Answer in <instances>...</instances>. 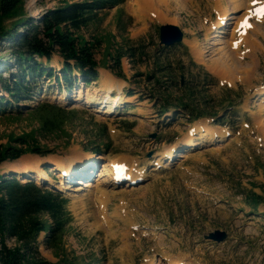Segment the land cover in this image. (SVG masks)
Wrapping results in <instances>:
<instances>
[{
    "label": "rangeland",
    "instance_id": "rangeland-1",
    "mask_svg": "<svg viewBox=\"0 0 264 264\" xmlns=\"http://www.w3.org/2000/svg\"><path fill=\"white\" fill-rule=\"evenodd\" d=\"M62 1L25 0L24 12L36 20ZM133 1L100 11L94 22L74 32L95 45L98 77L87 87L76 86L67 94L57 81L44 84L43 78V94L14 100L0 81V104L6 106V112H0L2 144H15L11 139L39 129L31 112L39 101L55 102L73 112L61 131L35 133L36 144L47 149L45 154L27 152L3 161L0 173L9 170L21 175L19 169L31 176L29 170L37 165L55 185L65 182L53 169L52 161L59 160L71 164L65 173L70 183L65 184L73 189L84 181L96 183L100 166L107 160L124 161V166L146 175L132 186L101 184L79 192L59 188L68 199L72 220L60 250L39 247L53 264H264V97L256 92L264 87V23L257 39L261 50H256V69L247 78L240 76L242 72L234 78L233 68V76L230 70L223 74L213 68L222 52H229L232 25L220 23L219 32L214 25L219 9L231 8L228 0L221 7H212V0H170L169 5L159 7L161 17L148 13L157 9L153 1ZM163 24L182 29V44L168 49L160 46L159 26ZM216 38L221 43H211ZM129 46L141 50L131 60L120 57L123 76H116L111 65L118 51ZM10 49L8 41L0 40V69L8 68L2 75L7 79L17 71ZM239 60L250 62V58ZM167 63L171 70H158ZM61 64L55 52L51 65L57 73ZM182 65L184 69L179 68ZM179 75L196 90L205 87L193 100L205 116L191 120L187 112L176 118L171 111L160 115L162 99L177 103L182 93L178 83L165 92L162 84L169 76ZM108 76L126 85L120 93H108L122 102L103 112L110 104V100L101 101L106 99ZM87 95L93 102L84 103ZM199 124L201 130L196 131ZM202 126L224 137L218 139L215 133L211 141H202ZM166 149L173 151L169 158H164ZM160 158L163 164L154 163ZM251 192L263 197L254 209L247 200ZM82 195L83 201L79 200ZM216 230L226 231L223 242L207 239ZM43 237L41 233L39 239Z\"/></svg>",
    "mask_w": 264,
    "mask_h": 264
},
{
    "label": "trees",
    "instance_id": "trees-1",
    "mask_svg": "<svg viewBox=\"0 0 264 264\" xmlns=\"http://www.w3.org/2000/svg\"><path fill=\"white\" fill-rule=\"evenodd\" d=\"M24 1L0 0V40L11 45L10 54H13L17 67L9 79L2 76L8 68L0 69L4 90L14 100L30 99L43 91V78H46L44 84L55 80L69 89L78 82L87 87L96 80L99 65L94 57L95 45L74 32L94 22L100 11L119 6L125 0H63L54 8L46 9L36 20L25 14ZM6 21H9L8 25ZM139 50L138 46H129L118 51L117 61L111 65L116 76H123L120 57L125 55L131 60ZM55 52L63 60L58 69L60 74L51 65ZM180 67L185 68L184 65ZM160 68L158 70L162 72L168 68L171 70L172 66L167 63ZM180 77L169 76V81L164 82L168 85L162 84L165 92L178 83L182 93L177 103L171 104L168 97H164L159 111L162 113L171 107H180L190 119L205 116L193 101L205 87L201 85L196 90L192 83H182ZM130 94L132 91H128ZM31 109L38 119L39 129L11 139L15 144L0 143V163L17 159L27 152L45 154L47 149L36 144L35 133L61 131L73 114L66 107L49 101H39ZM0 112H6L5 105L0 104ZM20 174L23 178L24 175ZM33 174L30 172L28 175L35 177ZM262 199L261 195L251 192L247 200L255 208ZM67 203L68 199L62 193L46 185H38L34 179L22 180L15 173H0V264H53L42 255L39 247L43 244L55 251L62 248L64 233L72 220ZM41 233L44 237L39 239ZM8 240H14L15 244L9 245Z\"/></svg>",
    "mask_w": 264,
    "mask_h": 264
},
{
    "label": "bare ground",
    "instance_id": "bare-ground-1",
    "mask_svg": "<svg viewBox=\"0 0 264 264\" xmlns=\"http://www.w3.org/2000/svg\"><path fill=\"white\" fill-rule=\"evenodd\" d=\"M145 1L146 2L147 1L148 2L153 1L154 4L156 5L157 9L153 7V9H150L151 11H148V13H150V14L152 13V15H154L155 17L156 16L161 17V11L159 10V7L161 5H165V4L169 5V2H170V0H141V3H144ZM212 1H214V5L212 7H214L216 5H217V7L218 6L221 7L223 5V0H212ZM228 1L230 2V4H231L230 6L232 9L230 8L231 9L230 10L226 6L221 7L219 9V10H221V13H220V15L218 14L219 15L218 18L215 19L216 23H214V25H216L215 27L218 29V30H216V32L222 31L221 28H223V26H221V25H224V24L225 25H227V24L232 25L231 31H229L230 32V38H229V41L227 44L228 45L227 49L229 50V52H228L229 54L227 53V50L222 52V57L220 58L221 60L214 62L216 67H213V68L216 69L215 72L223 73V74L229 72V70L231 68H233L232 71L235 74L234 78H237L238 74H240L241 72L243 74H241L240 76L242 77V75H243V77L247 78L248 76L251 75V73L256 69L255 67L257 66L255 64V61H256L255 57L257 56L256 50L257 49L261 50V48L259 47V44H257V43H259V42H257V39L259 38L258 35L263 34L260 31L261 30L260 25L262 23H264V12L261 13L260 11H258V9H256V7H257L256 4H258L264 0H256L257 3H254V0H228ZM133 3L135 4L136 2L133 1ZM134 4H132V5H134ZM136 5H137L136 8L139 9L140 6H138V4H136ZM241 9H242V12H241ZM139 11L143 12L140 9H139ZM217 11H218V9H217ZM140 12H139V14H140ZM243 21H247L248 24H243ZM220 23H221V25H220ZM215 35H217V33H215ZM252 37H254V38H252ZM213 42L221 43V40L219 38H216L211 43H213ZM242 45L245 47L242 48L243 47ZM247 47H248V49H247ZM242 53H244V55H245L244 57L241 56ZM246 54H247V56H246ZM238 58L239 59L240 58H250V62L244 63L241 60H239ZM236 71H237V73H235ZM230 72H231V70H230ZM230 72H229V74H230ZM233 72H231V74ZM234 74H232L231 76H233ZM221 76H222V78H225L224 77L225 75H221ZM228 78H230L228 80H230V81L232 80L231 77H228ZM125 85H126V83L124 81L115 80L111 76L110 77L108 76L107 86H106V93H107L106 99L101 100V101L105 102L107 100H110V101H108V102H110V104L106 107V110H103V112H108V111L110 112L112 109V106H115L116 104L122 102V98H120V97L117 98L114 95H110L108 93L113 91V90L116 91V93H120L123 90L122 87H124ZM256 92L258 94H262V95H260L261 98L264 97L263 96L264 95V87H260L258 90H256ZM84 98H85L84 103L93 102L92 97L90 95H87ZM200 126L201 125L199 124L198 128H196V131L201 130ZM215 133H216V135H215ZM224 133H225V131H224ZM226 133H229V132L226 131ZM214 135L218 139H222V137H224V134L222 132H217L216 130H209L208 128L205 127L203 132H201V140L202 141H211V139H214V137H213ZM188 141H190V143H191L190 138H188ZM196 143H198V142H196ZM167 151H168V153L164 154V158H167V157L169 158L172 156L173 151H169V149L164 150V152H167ZM182 154L183 153H180L179 156H182ZM184 156H186V155L184 154L183 157ZM161 159L162 158H160L159 160L155 159L156 162H154V163H157V165L163 164V162H161ZM123 163H124V161H113V160H107V161L103 162V164H101V166H100L101 170L98 172V175H97L98 179H96V183L91 182V181H84L80 185L74 187V189H73L71 186H68L65 184L66 181H68V180L64 179L65 178L64 173L67 174V172L69 170V169H66V167H67V165H68V167L71 166V164L68 162L64 163L63 161L54 160V161H52L53 169H56L59 173H61V176H63L62 178L65 180V182H63V180H60L58 182V184H55V185H58V187H60L61 189H73V191L79 192L82 190L87 191V190H89V188H93L94 186L99 187V185H101V184L107 185V186L111 185L113 187L114 183L117 184L119 182L118 180L120 177H124L125 179H127L129 184H131V183L134 184V182L138 181V179L140 180L143 176H146L145 174L141 175V173H139L138 170H132V167L129 165L124 166ZM31 169H32V171L29 170V172L35 173L33 175L35 177H37L38 180H40V181L42 179L45 181L51 180V177L48 176V173H44V171H41V169H42L41 167H38L36 165V166L32 167ZM16 171H18L19 173H22V171L19 169H17ZM62 172H64V173H62ZM138 183L139 182H137L136 184H138ZM129 184H126V186H132ZM77 195L78 194H75V196H77ZM79 200L83 201V195H82V197L79 198ZM173 264H184V263H181L180 261H175V262H173Z\"/></svg>",
    "mask_w": 264,
    "mask_h": 264
},
{
    "label": "water",
    "instance_id": "water-1",
    "mask_svg": "<svg viewBox=\"0 0 264 264\" xmlns=\"http://www.w3.org/2000/svg\"><path fill=\"white\" fill-rule=\"evenodd\" d=\"M158 35H159V39H160V43L161 44H163L165 46H170V45L172 46L173 44L178 43V42H180L182 40L183 31H182V29L180 27H178L175 24H163V25H160L159 34ZM0 38H1V35H0ZM91 163L92 162L88 163L87 165H89ZM75 172H80V171L75 170ZM208 237L211 240L220 242L223 239H225L226 231H224V230H216L214 232H211Z\"/></svg>",
    "mask_w": 264,
    "mask_h": 264
}]
</instances>
